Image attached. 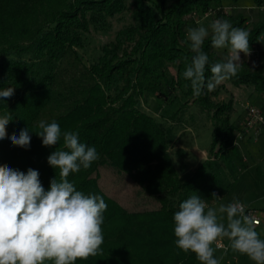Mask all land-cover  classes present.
Masks as SVG:
<instances>
[{
	"label": "trees",
	"instance_id": "16d2710c",
	"mask_svg": "<svg viewBox=\"0 0 264 264\" xmlns=\"http://www.w3.org/2000/svg\"><path fill=\"white\" fill-rule=\"evenodd\" d=\"M71 1L0 0V90L14 88L11 98H0V116L10 113L12 117L6 126L7 137L0 140V165L25 173L29 168L37 170L45 190L52 178L59 180V170L47 162L55 148L43 146L36 133L41 131L38 124L42 113L62 100L53 90L55 63L69 48L83 46L81 33L90 23L105 29L107 19L126 8L125 0ZM221 1L130 0L133 24L119 30L114 40L101 48L102 55L87 70L88 84L80 90L79 98L73 99L65 112L46 121L57 122L62 132H77L80 142L95 146L100 157L90 168H81L67 178L77 190L102 196L108 206L103 213L101 251L76 264H195L194 253H184L175 246L173 215L193 194L211 206L220 199L216 192L221 196L228 192L229 185L223 186L215 161L236 171L237 167L244 169L245 164L234 146L231 99L227 103L212 102L219 90L208 92L206 88L194 97L191 82L183 77L194 55L185 28L193 17L213 12L214 20L227 19L233 27L247 30L250 47L264 36V21L248 29L245 17L226 13ZM251 1L258 7L264 4V0ZM203 50L209 56L205 70L208 78L211 64L225 58L211 46L210 37ZM169 63L176 64V78L170 83L164 72ZM227 81L235 87L250 85L264 101V65L243 62L237 75ZM163 83L169 92L182 91L213 121L209 148L213 161L202 162L184 178L178 176L168 153L174 135L136 109L143 96L166 97ZM261 111L264 113V109ZM26 128L30 147L13 146L10 137ZM56 148H63L62 138ZM104 164L127 174L148 194L157 196L160 209L129 213L101 193L96 173Z\"/></svg>",
	"mask_w": 264,
	"mask_h": 264
},
{
	"label": "clouds",
	"instance_id": "9594fccd",
	"mask_svg": "<svg viewBox=\"0 0 264 264\" xmlns=\"http://www.w3.org/2000/svg\"><path fill=\"white\" fill-rule=\"evenodd\" d=\"M209 27L186 29L194 55L183 77L191 82L192 94L197 98L205 88L213 92L236 76L242 64L240 54H251L250 33L244 28L233 27L227 19H216ZM209 37L214 49H226L228 55L211 64V76L206 78L209 56L203 45ZM13 95V87L0 90V98ZM11 119L10 113L0 116V140L7 137L6 126ZM38 127L41 131L36 134L42 145L55 148L47 162L59 170V180L52 178L45 190L37 170L29 168L25 173L0 165V264H76L77 260L96 256L104 242L103 213L108 207L105 200L77 190L67 179L100 158L96 147L81 143L75 131L62 132L55 121L41 120ZM61 138L63 148L57 149ZM10 141L13 146L29 148V130L13 134ZM173 221L175 246L184 253H194L200 264H221L223 257L215 256L214 245L219 246L218 242L225 238L229 241L225 253L230 248L247 256L253 264H264V239L256 231V222L235 198L232 203L214 208L193 194L179 204Z\"/></svg>",
	"mask_w": 264,
	"mask_h": 264
},
{
	"label": "rangeland",
	"instance_id": "374dc122",
	"mask_svg": "<svg viewBox=\"0 0 264 264\" xmlns=\"http://www.w3.org/2000/svg\"><path fill=\"white\" fill-rule=\"evenodd\" d=\"M153 1L157 3L159 0ZM125 7L124 12L107 19L108 26L105 29L90 23L88 30L81 33L83 46L80 48H69V50L66 51L67 53L55 63L56 69L54 73L53 90L60 95V100H62L59 105L55 104L53 107L43 112L39 122L41 120L46 122L58 113L65 112L72 100L79 98L80 90H84L88 84L87 70L91 64L95 63L97 58L102 55L101 48L114 40L115 34L119 30L125 29V27L133 24L131 19L132 7L130 0H125ZM262 8H264V4L260 6V9ZM41 17L43 18V15ZM254 20L255 21L252 23L253 26L260 24L256 19ZM212 21H214L213 12L210 15L207 14L200 18L193 17V19L189 20V26L187 28L197 27L199 25L209 27ZM187 28H185V31ZM209 32H211L210 27ZM125 45L127 46L130 44L126 43ZM250 50L251 54L248 56L249 58H251L253 54L254 44L250 47ZM226 53L228 52L226 51ZM242 54L243 53L240 54L241 58ZM241 61L242 63L244 62L242 59ZM245 63L250 66L256 65L255 60L252 59L250 62L248 61ZM164 72L168 83H170L176 78V64H167ZM241 85V88H239L240 86L235 87L228 81H224V83L216 88L219 90L218 94L212 98V102L215 103H227V101L231 99L233 111L230 113L229 117L236 128L235 142L243 139V136L250 132L249 129H252L248 128L246 125L247 108L264 107L262 106L261 98L257 96L250 85ZM163 89L166 97L143 96L139 99L136 109L138 112L144 113V115L158 121L164 130L174 135L167 146L168 153L175 163L178 176L184 178L187 171L193 170L201 165L202 162L213 161L212 155L209 154L213 121L210 114L193 104L191 98L184 96L182 91L174 89L169 92L166 89L165 83H163ZM248 138L249 144L256 149L257 147L255 146L257 145L254 144V141H256L257 138H254V136ZM216 150L217 147L214 152ZM215 162L217 163L219 170L218 174L221 177L223 186L230 184V181L233 180V178L237 176L238 171H240L239 167H237L238 169L236 171L231 165H227L218 160ZM235 164L238 165L237 162H235ZM96 175L97 184L101 193H104L125 211L131 213L160 209L161 205L157 196L148 194L142 187L138 186L132 178H129V176L123 172H119L117 168L109 164H104L98 167ZM218 195L220 198L224 196L214 205H217L219 201L227 205L229 199L234 197L236 193L232 192L228 194L226 191L222 196L219 193ZM224 222L225 224L227 223L226 217ZM227 241L226 238L223 240L224 246H226ZM215 256L218 258L216 251ZM195 261V264H200L196 256ZM221 263L223 262L221 261ZM247 264L251 263L247 262Z\"/></svg>",
	"mask_w": 264,
	"mask_h": 264
},
{
	"label": "crops",
	"instance_id": "0c3cea01",
	"mask_svg": "<svg viewBox=\"0 0 264 264\" xmlns=\"http://www.w3.org/2000/svg\"><path fill=\"white\" fill-rule=\"evenodd\" d=\"M221 3V6L226 13L233 16L241 14L245 17V24L248 29L252 28V23L255 21L254 19H256L257 22L264 21V8L260 9V7H257L251 0H238L235 3H232L229 0H222ZM226 51V49H217L218 54L223 58L228 55ZM241 59L244 62H250L252 59L255 60L257 66L264 65V36L259 37L254 43V51L251 58L242 54ZM241 86L239 88H241ZM261 102L262 106H264V101L261 100ZM261 109H264V107ZM249 130L250 132L243 136V139L234 143V146H236L243 159L245 168L238 171L237 176L230 181V184H228L229 190L227 193L231 194L232 192H235L236 195L229 199L227 203H232L235 198L248 208L257 211H264V125H257ZM253 136L254 138L258 137L256 141H254V144L257 145L255 146L257 147L256 149H254L247 140L249 139L248 137ZM222 197L219 200H221ZM214 204L209 207L215 208L222 203L219 201L217 205ZM255 228L260 234V237L264 239V218L260 220V224ZM221 242L224 246L223 240ZM228 244L229 241H227L225 247H227ZM214 247L216 246L214 245ZM216 252L218 258L221 256L223 257L221 260L223 263L221 264H247V262L253 264L247 256L234 252L230 248H228L227 253H225L224 249H217L216 247Z\"/></svg>",
	"mask_w": 264,
	"mask_h": 264
},
{
	"label": "built area",
	"instance_id": "2783aa9c",
	"mask_svg": "<svg viewBox=\"0 0 264 264\" xmlns=\"http://www.w3.org/2000/svg\"><path fill=\"white\" fill-rule=\"evenodd\" d=\"M246 117H247L246 125L248 128H253L257 125L259 126L264 125V113H262L261 109L258 107L256 108L248 107L246 112ZM216 194L218 193L216 192ZM243 208L245 214L250 216L256 222L255 227L258 226L260 224V220L264 218V211H257L252 208H248L247 206L244 205ZM218 245L219 246L215 245L217 249L218 248L225 249V246H223L221 241L218 242Z\"/></svg>",
	"mask_w": 264,
	"mask_h": 264
}]
</instances>
